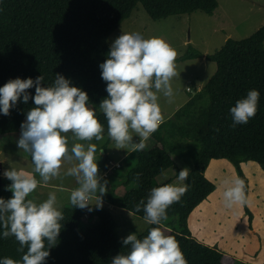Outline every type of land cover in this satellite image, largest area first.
<instances>
[{"label":"trees","instance_id":"1","mask_svg":"<svg viewBox=\"0 0 264 264\" xmlns=\"http://www.w3.org/2000/svg\"><path fill=\"white\" fill-rule=\"evenodd\" d=\"M138 3L153 20L195 10L211 13L217 8L216 0H0V87L17 77L35 80L40 75L44 77L42 86H52L59 73L88 93L89 107L97 110L96 116L104 125L103 135L108 137L107 120L99 108L108 94L99 65L107 58L109 35L129 17ZM197 57L215 62L216 69L195 97L197 100L208 97L205 108L200 106L203 126L195 124L196 107L193 108L191 102L183 110L178 109V114L189 119V125L195 124L187 132L185 127L189 125L184 126L180 136L190 135L199 141L198 150L191 152L194 163L184 181L189 188L180 202L168 208L167 221L160 225L148 224L137 237L142 239L153 227L166 228V235L174 236L179 242L188 264H223L218 251L193 238L188 218L215 189L214 183L204 176L211 160L225 159L231 163L238 177L245 181L247 197L248 178L241 163L256 162L264 175V25L242 39L227 37L212 53L203 54L189 48L179 59ZM251 89L260 93L257 113L247 124L233 127L230 108ZM28 91L27 104L21 97L10 115L0 113L4 129H11L17 122L21 126L27 112L35 106L31 98L35 95V87ZM196 127L202 128V132L195 134ZM172 133H176L174 128L160 138L170 149L172 146L167 138ZM164 145L135 153V163L126 170L123 183L125 187L131 184L133 187L120 195L113 190L107 191L110 204L144 217L143 206L137 211L136 205L142 199L147 201L153 187L163 185L155 184L153 179L175 166ZM180 170L175 166V176L178 177ZM10 183L0 178V197L11 198L13 193L7 190ZM243 206L250 226V211L247 204ZM89 207L91 211L71 204L61 208L63 226L58 243L50 249L45 264H111L114 256L130 251L117 235L110 210L94 204ZM85 215L90 223L81 229ZM18 248L14 237L5 239L0 235V259L9 257L20 261L23 253L17 251Z\"/></svg>","mask_w":264,"mask_h":264},{"label":"clouds","instance_id":"2","mask_svg":"<svg viewBox=\"0 0 264 264\" xmlns=\"http://www.w3.org/2000/svg\"><path fill=\"white\" fill-rule=\"evenodd\" d=\"M178 52L160 37L144 38L140 33H121L111 43L107 58L99 67L106 82L107 97L99 108L107 120L108 137L116 149L128 153L147 148L146 141L165 122L159 99L162 94L171 102L174 96L172 80L180 73L176 69ZM43 75L33 80L19 77L0 87V113L10 115L21 97L25 104L30 99L29 89L35 87L32 107L21 124L17 146L31 155L32 171L9 168L3 176L11 181L7 190L9 199L0 197V235L14 237L22 252L20 261L9 257L0 264H45L50 249L58 243L64 219L57 207V196L49 193L43 202L29 198L38 186L46 185L54 178L73 177L78 187L70 193V204L80 209L92 210L90 201L95 197L97 208L103 206L102 195L107 192V180L102 179L96 158L97 145L91 141L104 139V125L96 112L89 107L88 93L71 84L57 73L52 86H42ZM260 93L256 89L247 92L230 108L233 127L244 125L258 110ZM75 142L69 147L68 133ZM138 136L139 142L134 141ZM103 148L100 149L102 153ZM188 168L179 171L177 179L186 181ZM35 173L39 174L38 180ZM224 206L233 208L248 203L245 181L239 177L225 176L222 181ZM187 184H163L153 187L143 206L144 220L150 225H160L169 219L167 210L180 202L187 193ZM127 254H117L111 264H188L179 242L166 235L160 227H153L142 239L135 232L122 238ZM25 248L27 249L25 251Z\"/></svg>","mask_w":264,"mask_h":264},{"label":"rangeland","instance_id":"3","mask_svg":"<svg viewBox=\"0 0 264 264\" xmlns=\"http://www.w3.org/2000/svg\"><path fill=\"white\" fill-rule=\"evenodd\" d=\"M216 1L217 8L211 13L195 10L192 13H177L157 20L150 18L143 6L138 3L131 11L129 17L123 20L108 37V45L110 47L111 43L121 33L137 32L144 38H163L177 50L176 69L180 75L173 78L171 82L174 96L171 102H168L167 97L160 95L159 103L165 122L146 141V149H150L154 145H164L161 143L160 138L163 135L167 136L170 130L172 131L174 128L176 133H172V136L167 138L172 149L166 145L164 147L168 149L175 166L179 169L192 168L194 158L191 156V152L193 154L198 150L199 141H195V138L190 135L180 136L181 129L189 125V119L178 114V109L181 108L180 110H183L185 105L191 102L193 104L192 107H196L193 117L195 119L194 122L195 124L200 123L201 127L203 126L202 116H200L202 114L201 107L205 108V105L208 104V97L206 96L201 100H197L195 97L198 90L199 92L202 90L203 85L216 69L215 62L209 61L204 57L185 60H180L179 57L188 51L189 48L200 51L203 54L212 53L224 43L227 37L242 39L264 25V0ZM95 112L97 113V110ZM2 121L0 119V178L4 177L3 172L9 168L32 171L34 165L31 155L25 153L17 146L21 133L19 122L13 125L11 129H4ZM172 124L174 126L170 128ZM195 124L192 123L185 127L186 132ZM196 128L195 134L202 132V128ZM68 137L69 147L75 142L89 143L87 141L73 140L71 132L68 133ZM133 139L138 143L140 138L134 136ZM91 143L97 145L96 158L99 173L102 179L108 182L107 191L113 190L120 195L126 189L133 187V184L125 187L123 183L126 170L135 163L136 152L128 153L125 149H116L115 142L107 136H104L101 141L93 140ZM101 148H103L102 153H100ZM106 155L112 163L118 162L119 168H116L115 165L106 168L104 166L108 161V159L106 160ZM68 166L70 165H66L62 169L61 178H54L48 184L38 186L30 198H35L37 202H43L48 198L49 193L54 192L57 196V207L59 210L63 206L70 204V193L78 187V184L73 177L63 176V172ZM175 166H170L164 170L156 177V182L184 184L175 176ZM255 169L254 171H249V176L246 175L249 179L248 186L254 191L252 192L253 195H248L247 206L251 214V220L253 219L258 227L255 234L248 232V213L245 212L243 205H236L233 208L224 206L221 181L225 176L238 177L231 163L225 159H213L209 162L204 176L214 183L215 189L208 198L195 208L188 219V226L192 236L208 245L209 248L214 247L219 250L223 254L225 264H254L252 260L264 264V210L260 206L261 201L264 202V178L260 171L256 169L257 172H255ZM35 176L38 180L40 179L38 173H35ZM256 198L260 199L258 203L254 202ZM102 202V207L110 210L115 222L117 235L121 239L130 233L141 232L148 226V223L143 218L117 205L111 206L105 194L102 195ZM90 203L95 204L96 198L94 197ZM240 215H245L246 219H241ZM88 223L90 222H88L87 216H83L80 228H84ZM162 231L167 234L168 230L164 228ZM250 254H257V259H253ZM241 255L244 257H240Z\"/></svg>","mask_w":264,"mask_h":264},{"label":"crops","instance_id":"4","mask_svg":"<svg viewBox=\"0 0 264 264\" xmlns=\"http://www.w3.org/2000/svg\"><path fill=\"white\" fill-rule=\"evenodd\" d=\"M106 157H107V155H106ZM108 158V157H107ZM246 163H250V164H246ZM252 163H254V164H252ZM115 165V167L116 168H119V166H117V165H119V163L118 162H115V163H112L111 162V160L108 158V161H107V163L106 164H104V166L106 167V168H110V166H114ZM248 165V166H247ZM255 167H256V169H258L259 171H260V173H261V175L263 176V178H264V175H263V173H262V171L260 170V168H259V166L257 165V163L256 162H254V161H247V162H242L241 163V168H242V170H243V172L245 173V175H248L249 176V171H254V169H255ZM255 169V172H257V170ZM161 174V173H160ZM159 174V175H160ZM159 175H157L156 177H158ZM156 177L153 179V181H154V183L155 184H162V183H157L156 182ZM249 180V179H248ZM149 181H151V180H149ZM148 181V185L150 186L151 184V182H149ZM184 182V181H183ZM252 188H248V195L249 194H252L253 195V193L252 192H254L253 190H251ZM105 196H106V193H105ZM259 200L260 199H258V198H256L255 200H254V202H256V203H258L259 202ZM253 203V202H252ZM201 204V203H200ZM111 206H112V204H111ZM110 206V207H111ZM260 206H261V208L264 210V202L263 201H261V203H260ZM248 207V206H247ZM196 208V207H195ZM195 210V209H194ZM193 210V211H194ZM192 211V212H193ZM191 212V213H192ZM190 216V215H189ZM240 218L241 219H246V217H245V215H240ZM189 219V218H188ZM247 227H248V232L250 233V234H255L256 232H257V230H258V227H257V225H256V222L252 219L251 220V222H250V226H249V223H248V225H247ZM190 229V228H189ZM191 231V230H190ZM139 233V232H138ZM192 234V233H191ZM136 235H137V233H136ZM194 238V237H193ZM201 242V241H200ZM206 245V244H205ZM208 246V245H207ZM209 247V246H208ZM211 249H215L216 251H218L219 253H220V260H221V262L223 263V264H225L224 263V261H223V254L219 251V250H217L216 248H214V247H211ZM250 256L253 258V259H257V254H250ZM240 257H244L243 255H241ZM249 257V256H248ZM250 257V258H251ZM252 262L254 263V264H261V263H258L257 261H253L252 260Z\"/></svg>","mask_w":264,"mask_h":264},{"label":"water","instance_id":"5","mask_svg":"<svg viewBox=\"0 0 264 264\" xmlns=\"http://www.w3.org/2000/svg\"><path fill=\"white\" fill-rule=\"evenodd\" d=\"M0 172H1V163H0Z\"/></svg>","mask_w":264,"mask_h":264},{"label":"built area","instance_id":"6","mask_svg":"<svg viewBox=\"0 0 264 264\" xmlns=\"http://www.w3.org/2000/svg\"><path fill=\"white\" fill-rule=\"evenodd\" d=\"M117 166H119V165H117Z\"/></svg>","mask_w":264,"mask_h":264}]
</instances>
